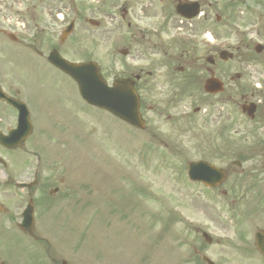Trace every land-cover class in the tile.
Masks as SVG:
<instances>
[{
  "label": "rangeland",
  "instance_id": "rangeland-1",
  "mask_svg": "<svg viewBox=\"0 0 264 264\" xmlns=\"http://www.w3.org/2000/svg\"><path fill=\"white\" fill-rule=\"evenodd\" d=\"M72 1L77 19L71 16L68 0H45V25L49 20L60 25H55V33L45 29L41 52L44 56L54 46L67 59H92L109 83L137 69L135 25L156 26L165 21L174 39L193 36L195 46L201 49L198 53H206L203 47L206 42L213 43L216 28L220 47L236 55L220 62L224 91L205 101L209 103L204 104L206 111L192 113L196 102L187 98L189 107L183 116L179 105L171 110L180 119L179 126H172L171 121L159 122L162 131L171 137L168 145L147 144L149 136L144 131H135L106 112L85 107L77 99L73 82L44 61L37 65L26 61L25 55H14V60L7 57L1 69L10 81L22 87L29 106L38 107L45 115L43 135L36 137L43 140L41 149L50 158L46 166L55 169L47 187L55 186V177L64 176L61 188L72 190L67 198L64 191L57 193L41 212L43 217L35 225L44 240L40 248L27 246L29 241L15 239L12 232L2 228V251L20 259L21 253L29 250L34 261L38 251L44 264H51L48 256L56 258L55 264H195L194 259L188 260L195 248L215 264H264V258L253 247L252 236L257 228L264 229V202L259 197L263 192L240 191L253 181L246 173L255 165L254 160L243 162V174L228 176L215 189L192 183L186 177L188 161L204 159L218 166L230 165L234 156L215 135L229 113L235 116L237 134L228 135L236 139L235 153L246 160L253 139H244L243 132L250 127L240 114L238 102L243 87L250 85V69L264 72L255 64L246 65L244 60L253 42L264 45V0H200L210 24L215 15H221L218 27L203 21V14L186 23L178 22L174 15L162 18L160 12L173 11L176 0H152V6L140 13V18V4L148 0H131L124 18L118 10L123 0ZM55 6L60 8L59 17L53 15ZM17 7L21 9L20 5L13 9L14 21ZM86 18L98 20L99 26L85 23ZM70 20H75L74 29L59 43L58 37ZM23 21L18 18V26ZM20 42L11 43L13 52L23 46ZM122 49L128 51L126 56L119 53ZM9 61H13L11 68ZM237 73L240 78H235ZM41 129L36 127L34 133ZM260 132L258 128L257 134ZM205 140L214 144L209 147ZM259 153L255 151L254 157ZM235 175L242 179L235 181ZM234 183L236 188H232ZM222 190L227 193L223 195ZM195 228L206 231L213 243L204 244Z\"/></svg>",
  "mask_w": 264,
  "mask_h": 264
},
{
  "label": "flooded vegetation",
  "instance_id": "flooded-vegetation-1",
  "mask_svg": "<svg viewBox=\"0 0 264 264\" xmlns=\"http://www.w3.org/2000/svg\"><path fill=\"white\" fill-rule=\"evenodd\" d=\"M56 1L59 2V0ZM150 1L152 0H148L145 4H140L138 10L139 18L140 13H145L146 8L152 6ZM164 1L157 0L158 3H163ZM178 1L185 0H176L174 5ZM44 2L45 0H0V87L8 96H13V82L9 80L6 71L1 69V65L7 61V57L14 60V55H18L19 52H22L21 57L24 55L28 56L26 61L36 62L37 65L42 63L44 61V56L41 52L44 44L43 33L46 28L55 31V25L59 26V22L57 23L55 20H52V22L49 20L47 21L48 25H45ZM19 5L21 9H19L20 12L17 13L16 19L21 18L26 24L24 23L20 27V43L23 46H20V48L16 47L17 49L13 52L10 45L11 43H17L19 39L12 34L15 29L12 23V11L13 7ZM59 11L60 8L55 6L53 15L59 17ZM69 11H72V14L78 17L77 8L72 7ZM160 14L165 19L174 15L172 11L166 13L165 10H162ZM202 14L203 21H207L209 18L208 12L205 11ZM174 18H177L180 23L194 20H186L178 15H174ZM215 22L216 24L213 22L210 24V20H208L211 26L218 27L219 24L216 18ZM127 27H130V25H127ZM169 28L165 21L160 22L156 26H134L133 36L136 41L134 57L138 63L136 71L129 74V77L133 78V86L139 99V112L144 121V126L142 128H132L135 131H144L145 135L149 136L148 144L170 143H168V139L171 137L162 131L159 122L162 120L171 121L172 126L174 124L179 126L178 121L180 119L172 115L171 110L179 105L181 107V116H183L184 110L189 107L187 98H191L196 102L192 113H199L206 111L204 104L209 105V103L205 102L206 100L219 95L207 94L203 90L206 78L220 79L219 32L214 28L212 32L213 43L210 45V43L206 42L203 47L206 53H198L197 50L201 49L197 48L195 43L192 44L182 37L174 36V39L168 31ZM209 32L211 33V31ZM251 55L244 58L246 65L255 64V66H260L261 71H263L264 58ZM143 59L148 60L141 64ZM8 64L11 68L13 61H9ZM253 71L255 72L254 75L250 73ZM249 77L250 85L246 86L245 96L242 97L241 95L240 100L242 103L254 102L256 105L254 118L248 120V125L253 129L260 122L261 137L256 135L255 132L250 133L249 136L251 138L254 137L258 141L260 140L262 149H264V72L259 74L254 69H250ZM254 85L255 87H253ZM15 95L19 96V91H15ZM25 104L28 108L30 121V131L26 138L20 146L7 147L0 143V178H3L0 184V229H8L13 236H21L24 240L39 242L36 234L30 235L18 227L21 220L20 209L23 204L31 200L34 220L40 218L42 216L41 212L46 205L51 203L57 193L65 190L61 188L65 185V178L64 176L55 177V186L47 187L53 179L50 178L55 174L53 173L55 169H49L46 166L50 158L41 149L44 143L43 140L36 137L43 135L44 122L42 120L45 119L43 118L44 114L38 107H31L26 101ZM16 121V111L0 99V134L2 136L8 134L16 125ZM233 121L234 118L231 113L224 119L225 127L227 128L228 126L229 133L235 136L237 131L234 129ZM36 127L42 128L41 131L34 133ZM234 140L235 137L230 136V144ZM253 160L255 165L250 166V170L247 171L246 175L249 178L253 177V181L250 182L251 185L257 184L264 192V154L263 157H246L247 162ZM240 172L242 173L243 171ZM14 176L19 179L18 182L29 185H13L12 178ZM45 176H48V178H45ZM63 196L59 197L64 199ZM4 225L7 226L5 227ZM51 261L54 262V258ZM0 264H29V262L27 256L22 255L20 259H17L7 252H3L0 246Z\"/></svg>",
  "mask_w": 264,
  "mask_h": 264
},
{
  "label": "water",
  "instance_id": "water-1",
  "mask_svg": "<svg viewBox=\"0 0 264 264\" xmlns=\"http://www.w3.org/2000/svg\"><path fill=\"white\" fill-rule=\"evenodd\" d=\"M195 6V3H180L176 6L175 10L182 16L190 18L197 13V7L195 8ZM89 22L92 25L97 24L94 21ZM69 29L70 27L67 28V31ZM256 50L260 51L261 46H257ZM228 56H230L229 53L221 51L220 57L222 59H226ZM47 58L53 65L73 77V79L78 84L81 97L86 102L108 110L115 116L133 126H142V122L138 113L137 96L132 87V82L129 79L116 80L112 87H108L102 80L98 72V68L93 62H85L80 64L71 63L60 57L56 51L50 52ZM205 89L207 91H217L221 89V84L218 82L208 81L205 85ZM9 102L12 103L15 108H17L19 119L21 121L22 117L26 113L24 105L14 99H9ZM25 123L28 127L27 124L29 123L27 118ZM13 133H16V131H13ZM25 133L26 131L22 132L19 129L11 144H19V142H21V140L24 138ZM187 173L190 179L200 181L207 186H215L225 178V172L222 169H218L204 161L189 163ZM32 225V207L29 206L23 215V220L19 226L24 230L31 231ZM202 236L206 242L211 241L210 236H208L205 232H202ZM263 237V234H256L255 243L258 249L264 255ZM203 259L209 264H212V262H210L206 257H203Z\"/></svg>",
  "mask_w": 264,
  "mask_h": 264
}]
</instances>
